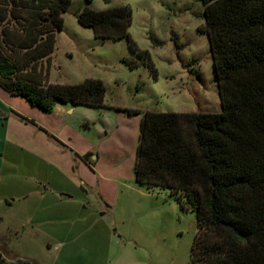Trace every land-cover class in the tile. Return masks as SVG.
<instances>
[{"label": "trees", "instance_id": "1", "mask_svg": "<svg viewBox=\"0 0 264 264\" xmlns=\"http://www.w3.org/2000/svg\"><path fill=\"white\" fill-rule=\"evenodd\" d=\"M71 2L0 0V87L45 112L59 103L107 107L100 79L44 86L39 77L21 73L29 67L34 72L36 62L52 53L54 35L62 31ZM201 3L221 111L144 112L135 181L147 191L178 194L177 201L195 212L197 230L188 264H264V0ZM76 20L95 39H127L130 51L144 57L156 76L148 52L140 51L129 36V6L96 11L86 5ZM9 26L26 33L18 43L28 50L20 66L4 50L14 45L7 37ZM124 62L131 69L138 65ZM0 264L28 262H8L0 255Z\"/></svg>", "mask_w": 264, "mask_h": 264}, {"label": "rangeland", "instance_id": "2", "mask_svg": "<svg viewBox=\"0 0 264 264\" xmlns=\"http://www.w3.org/2000/svg\"><path fill=\"white\" fill-rule=\"evenodd\" d=\"M86 5L96 11L130 7L129 36L140 51L148 52L155 77L145 58L130 51L127 39H95L90 29L78 24L76 14ZM203 11L201 0H109L107 4L72 0L56 38L50 79L68 85L100 79L108 99L143 111L219 113ZM124 60L138 65L131 69ZM12 183L3 182L2 201L12 203ZM130 194L129 204L115 213V225L124 239L107 240L94 258H84V264H188L197 230L195 212L177 201L174 192L154 189ZM15 211L0 205V255L9 262L42 264L40 245L21 240L13 230ZM69 264L82 263L73 259Z\"/></svg>", "mask_w": 264, "mask_h": 264}, {"label": "crops", "instance_id": "3", "mask_svg": "<svg viewBox=\"0 0 264 264\" xmlns=\"http://www.w3.org/2000/svg\"><path fill=\"white\" fill-rule=\"evenodd\" d=\"M7 28L14 45L4 50L20 66L28 50L18 43L26 33ZM59 33L52 53L36 62L34 72L29 67L22 75L37 76L44 86L59 84L49 70ZM103 101L106 108L59 103L45 112L0 87V196L3 182H13L12 203L0 197V205L16 210L12 228L21 240L40 245L42 264L73 259L84 264L107 240H123L115 213L129 204L130 193L153 191L134 176L139 126L147 110L114 103L106 91Z\"/></svg>", "mask_w": 264, "mask_h": 264}]
</instances>
